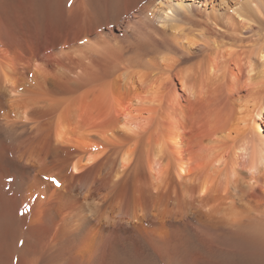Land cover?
Wrapping results in <instances>:
<instances>
[{
    "label": "bare ground",
    "instance_id": "obj_1",
    "mask_svg": "<svg viewBox=\"0 0 264 264\" xmlns=\"http://www.w3.org/2000/svg\"><path fill=\"white\" fill-rule=\"evenodd\" d=\"M203 2L0 0V264H264V0Z\"/></svg>",
    "mask_w": 264,
    "mask_h": 264
},
{
    "label": "rangeland",
    "instance_id": "obj_2",
    "mask_svg": "<svg viewBox=\"0 0 264 264\" xmlns=\"http://www.w3.org/2000/svg\"><path fill=\"white\" fill-rule=\"evenodd\" d=\"M195 2L202 9L206 8L208 10L211 6L209 4V2L204 3L203 0H195ZM243 39L244 40L241 41V43L239 42L238 44H231L227 47H231L232 49H235L234 51H237V52L250 50V48L253 47V44H254L253 42L255 40V37L251 36L250 34H249V36L246 34L245 36H243ZM195 50H197V49H195ZM202 52L204 53V51H199L198 53H196L194 59L187 62L186 63L187 66L185 64L184 66H182V68L184 67V69H186L187 71L194 73V71L198 65L197 63L199 62L200 57L203 55ZM193 63H195V64H193ZM172 82L174 84V88H175L177 93H176L175 97L173 96L170 98L169 102L171 104H169L168 106L171 105V107H172V106H175V104H176V107L175 108L172 107L173 109L171 107H169V111H170V109H172V110L175 109L173 112L171 110L170 112H166V114H165V112L162 113L163 116L164 115L166 116V117H164L167 119L166 122H169L170 119H171V121H173L177 118H178V124H180V123L182 124L183 122L184 123L186 122L185 123L186 126H184V124H183L181 127L182 133H185V136L187 135L188 137H191L192 135L195 134L194 135L195 137L194 136H192V137L195 140L198 139L197 141H200L199 138L201 137V135H203L201 138H203L205 136L203 139H207V138L214 139L215 136H217V135L218 136L227 135V137L233 136V134H234L233 128L234 127L230 126L231 121L229 120L230 115H232V113H235V111H234L235 108L232 105L233 104L232 102L239 95H245L247 92V89L249 87L245 86L243 88H239V90H235L234 92H232L230 96L226 94L227 97L228 96L230 97L229 99L227 98V100L225 99L226 97H220L221 98L220 102L216 104L213 101L212 102H207V101H202V100L199 102L192 101L184 91H182L181 89H179V87H177L178 80L175 76H172ZM224 96H225V94H224ZM173 98H175V99H173ZM222 98H224V100H226L227 102H224ZM173 102L175 104H173ZM214 103H215V105L212 106V104H214ZM224 104H226V105H224ZM85 105H86V107H85ZM87 105H89V104H87V103L83 104V106H84L83 108L85 110L90 109V107L87 108ZM179 105H180V107H179ZM209 107H210V109H209ZM169 113H170V115H169ZM212 114H214V115H212ZM143 115H144V117L147 115L145 113V111L143 112ZM182 115H183V117H182ZM176 116H177V118H176ZM233 116L235 117L234 114H233ZM234 117H233V119L235 120ZM230 118H231V120H233L232 117H230ZM144 123H145V121L140 123V126L143 127ZM219 129H222V131ZM223 130H224V132H223ZM156 131H157V129L155 127H152V129L150 130V132L154 136L156 135ZM215 131L216 132L218 131V132L216 133ZM214 132L216 134H214ZM219 132H220V134H219ZM230 133H231V135H230Z\"/></svg>",
    "mask_w": 264,
    "mask_h": 264
}]
</instances>
